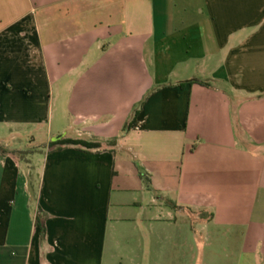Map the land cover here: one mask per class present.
<instances>
[{
    "label": "crops",
    "instance_id": "0c3cea01",
    "mask_svg": "<svg viewBox=\"0 0 264 264\" xmlns=\"http://www.w3.org/2000/svg\"><path fill=\"white\" fill-rule=\"evenodd\" d=\"M42 125L0 264H264V0H0V135Z\"/></svg>",
    "mask_w": 264,
    "mask_h": 264
},
{
    "label": "rangeland",
    "instance_id": "374dc122",
    "mask_svg": "<svg viewBox=\"0 0 264 264\" xmlns=\"http://www.w3.org/2000/svg\"><path fill=\"white\" fill-rule=\"evenodd\" d=\"M17 133L15 134L16 139H12V137H2L4 135H0V143L4 144H15L14 146H18L21 150H32V149H40L43 148L47 139L50 137V133H48V126L42 125L40 128H34L33 126H26L24 129H17ZM62 133H53L51 136V140H54L55 137L59 136ZM20 159H24L28 157L27 154L18 155ZM42 157V156H41ZM38 158V156H36ZM36 183H34L35 185Z\"/></svg>",
    "mask_w": 264,
    "mask_h": 264
},
{
    "label": "trees",
    "instance_id": "16d2710c",
    "mask_svg": "<svg viewBox=\"0 0 264 264\" xmlns=\"http://www.w3.org/2000/svg\"><path fill=\"white\" fill-rule=\"evenodd\" d=\"M67 145L80 146L86 149L100 148V143L98 142H87V141H83L79 139L58 138V139H55L49 142L50 149H59ZM29 152L30 151L28 150L9 149L4 144L0 143V155L1 156L10 154V155H14L17 158H19L18 155L20 156L22 154H28ZM46 218H47L46 213L41 208H38L35 214V225L39 228L41 238H44L46 234V227H45Z\"/></svg>",
    "mask_w": 264,
    "mask_h": 264
},
{
    "label": "water",
    "instance_id": "95a60500",
    "mask_svg": "<svg viewBox=\"0 0 264 264\" xmlns=\"http://www.w3.org/2000/svg\"><path fill=\"white\" fill-rule=\"evenodd\" d=\"M56 139V138H55Z\"/></svg>",
    "mask_w": 264,
    "mask_h": 264
}]
</instances>
